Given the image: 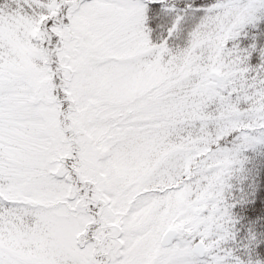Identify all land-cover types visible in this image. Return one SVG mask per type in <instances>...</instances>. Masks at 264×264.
I'll return each mask as SVG.
<instances>
[{
	"label": "snow or ice",
	"instance_id": "1",
	"mask_svg": "<svg viewBox=\"0 0 264 264\" xmlns=\"http://www.w3.org/2000/svg\"><path fill=\"white\" fill-rule=\"evenodd\" d=\"M0 264H264V0H0Z\"/></svg>",
	"mask_w": 264,
	"mask_h": 264
}]
</instances>
